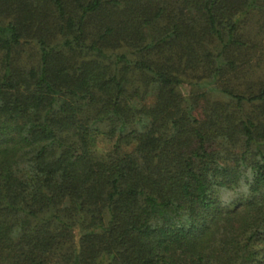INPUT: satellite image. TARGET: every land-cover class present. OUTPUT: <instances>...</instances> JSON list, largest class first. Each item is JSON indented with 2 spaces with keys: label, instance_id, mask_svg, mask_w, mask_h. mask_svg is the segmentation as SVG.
Returning <instances> with one entry per match:
<instances>
[{
  "label": "trees",
  "instance_id": "obj_1",
  "mask_svg": "<svg viewBox=\"0 0 264 264\" xmlns=\"http://www.w3.org/2000/svg\"><path fill=\"white\" fill-rule=\"evenodd\" d=\"M0 264H264V0H0Z\"/></svg>",
  "mask_w": 264,
  "mask_h": 264
},
{
  "label": "rangeland",
  "instance_id": "obj_2",
  "mask_svg": "<svg viewBox=\"0 0 264 264\" xmlns=\"http://www.w3.org/2000/svg\"><path fill=\"white\" fill-rule=\"evenodd\" d=\"M182 89L185 94L188 93V88L186 86L182 87Z\"/></svg>",
  "mask_w": 264,
  "mask_h": 264
}]
</instances>
